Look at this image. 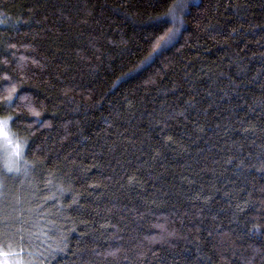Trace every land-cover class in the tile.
Instances as JSON below:
<instances>
[{
  "label": "trees",
  "instance_id": "1",
  "mask_svg": "<svg viewBox=\"0 0 264 264\" xmlns=\"http://www.w3.org/2000/svg\"><path fill=\"white\" fill-rule=\"evenodd\" d=\"M178 1L0 0L33 264H264V0Z\"/></svg>",
  "mask_w": 264,
  "mask_h": 264
},
{
  "label": "rangeland",
  "instance_id": "2",
  "mask_svg": "<svg viewBox=\"0 0 264 264\" xmlns=\"http://www.w3.org/2000/svg\"><path fill=\"white\" fill-rule=\"evenodd\" d=\"M192 0H179L176 6L165 19L171 22L173 26H180L179 15L183 9H186V4ZM184 12V11H183ZM5 118L0 117V120ZM10 123V122H9ZM9 138L12 143L7 144L2 136H0V247L4 250L15 253L14 244L10 243L13 238V220L17 214H26V209L23 207L21 199H16L14 192L13 181H20L22 189L27 192V179L28 171L24 165V157H16L12 155L15 144L19 143L23 148L21 141L15 137L8 125ZM15 161L14 168L19 169L18 171H7V165ZM11 235V236H7ZM12 241V240H11ZM10 243V244H9ZM3 257H0L2 260ZM8 264H33L32 258L29 255H11L8 258Z\"/></svg>",
  "mask_w": 264,
  "mask_h": 264
},
{
  "label": "snow or ice",
  "instance_id": "3",
  "mask_svg": "<svg viewBox=\"0 0 264 264\" xmlns=\"http://www.w3.org/2000/svg\"><path fill=\"white\" fill-rule=\"evenodd\" d=\"M165 40V37H161V41H164ZM161 45H160V42L157 43L156 47L159 48ZM16 92V89L15 87H13L11 89V92L4 97V99L2 101H0V112L4 111L5 108H13V107H18L19 105L15 104L14 101L16 100H20L22 99L21 96H17V95H14ZM33 115H39V113H33ZM10 120H12V117H7L3 120H0V136H2L5 140V142L7 144H11L12 141L11 139L9 138V133H8V125H9V122ZM12 122H15L14 120H12ZM22 148H21V145L19 143L15 144L14 146V150H13V153L12 155L15 156V157H20L21 154H22ZM14 164H15V161H11L8 165H7V171L8 172H12V171H18L19 169L17 168H14ZM0 235H2V233H0ZM62 250V249H61ZM11 255H18V253H12V252H9V251H6L4 250L2 247H0V257H3L2 260H0V264H8V257L11 256Z\"/></svg>",
  "mask_w": 264,
  "mask_h": 264
}]
</instances>
